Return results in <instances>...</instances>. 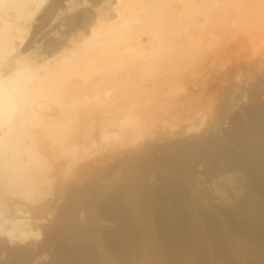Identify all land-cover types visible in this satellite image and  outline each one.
Returning a JSON list of instances; mask_svg holds the SVG:
<instances>
[{
  "label": "bare ground",
  "instance_id": "obj_1",
  "mask_svg": "<svg viewBox=\"0 0 264 264\" xmlns=\"http://www.w3.org/2000/svg\"><path fill=\"white\" fill-rule=\"evenodd\" d=\"M65 1L54 0L45 16L48 20L72 13L62 21L68 27L63 38L54 35L38 52L29 47L31 40L26 52L10 58L47 0H0V254L8 255L0 264H23L26 257L31 264H264V104L248 111L249 126L235 121L241 139L229 137L223 144L209 136L202 145L177 140L156 168L149 166L156 160L152 157L154 162L144 163L141 172L131 169L137 164L120 163L118 175L124 183L113 185L106 172L111 180H105H113L116 192L104 202L102 197L99 201L103 186L92 181L85 182L88 189L80 186L93 171V181L95 176L103 181L105 170L97 168L101 160L79 171L72 182L75 193L61 183L67 168L81 161L87 149L96 148L99 139L118 138L119 148L129 147L140 131L152 127L155 116L145 114L146 108L136 110L139 101H131L179 85L197 56L214 48L215 31H222L233 2L238 14L247 1L260 6L246 18L240 12V19H246L250 39L258 40L252 44L263 45V23H258L264 22V0ZM87 2L92 4L85 7ZM79 4L92 8L77 12ZM226 35L219 43L224 44ZM221 48L216 49L221 55L233 50ZM51 60L59 64L49 67ZM208 85L211 95L214 89ZM257 89L258 96L264 94L262 79ZM98 128L99 136L93 134ZM155 147L142 150L144 157L151 159ZM212 151L227 162L217 173L234 175L219 184L218 192L214 188L220 196L195 189V157L201 155L208 164ZM154 169L158 184L146 179ZM51 191L56 203L43 202ZM59 201L63 206L57 208ZM104 220L118 225L107 228ZM37 234L42 241L28 240Z\"/></svg>",
  "mask_w": 264,
  "mask_h": 264
},
{
  "label": "rangeland",
  "instance_id": "obj_2",
  "mask_svg": "<svg viewBox=\"0 0 264 264\" xmlns=\"http://www.w3.org/2000/svg\"><path fill=\"white\" fill-rule=\"evenodd\" d=\"M53 1L54 0H47V2L45 3L46 5L43 7L44 9L41 8L43 10L38 11L37 15L35 14L33 20L30 22L31 24H29V26H28V32L29 33L27 32L26 39L24 40V42L19 41L16 44V46H15L16 51H14L15 53H13L14 56L10 55V58L15 57L16 54H18V53L20 54V52H22V53L26 52V49H27L26 46H29V44L32 41L35 44L32 42L29 47L32 49V51L35 49V51L38 52L39 50H42V48L44 46V44L42 42L46 43L48 40L50 41L51 39L54 38V35L57 37L56 39L63 38L62 35L64 32L67 31L68 27L65 24V22L63 23L62 21H66V19H67L66 17L67 16L69 17V15H72V13H64L62 15H59V13H57L56 15L59 17H57V16L52 17L51 16L47 20L48 16L46 15V13L49 10H51V7L53 5V3H52ZM76 1H78V0H76ZM79 1H82V0H79ZM262 2L263 1H260L259 3H262ZM67 3L68 2H66L65 4H67ZM88 4L91 5L92 3L87 2L85 7H87ZM233 4H234L235 8L238 5V3H236V2H233ZM247 4L251 8L246 6V9H243L244 12L240 11L241 15L243 14L244 16L243 15L242 16L245 18L247 17L246 13H247V15H249L252 11L253 12L255 11L254 7L257 4V2H255V5H253L254 2L252 4L251 1L250 2L247 1L246 5ZM251 4L253 5V7ZM244 5H245V3H244ZM244 5H243V7H244ZM82 6L84 7V5H82ZM82 6H81V4H79V6H77L78 9H76V11L78 10L77 12H80V11L88 10V9L92 8V6H88L89 8L84 9L85 7L82 8ZM230 7L228 8V15L229 16L227 15L228 18L226 17L227 20L225 22V25H224V27H221L222 28L221 30L225 32V35L227 33H228V36L230 35L229 37L226 35L227 39L224 36V38H225V39H223L224 44L219 43L222 41V40L220 41L219 37L220 36L223 37L224 32L219 30L220 26L219 27L217 26L219 31L218 32L215 31V34L218 35L215 38H216V40L219 39V41L217 40V42H216V40L215 41L213 40L214 43L212 42L211 45H213L214 48L211 49V46H210V50H208L211 52H208V51L205 52L206 51L205 50L203 52L205 54H201L202 53L201 52L200 53L201 55L199 54L197 56L198 61L197 60L196 61L198 63L195 61L194 66L191 69L194 72H192L190 70L192 72V74L190 73V71H186L185 74H183V75H186L187 77L182 75L181 79L184 78L182 80V82L179 85L174 86L170 90L167 88H163L162 90L157 89L156 90L157 94H155V92H153L151 94L152 96L148 99H142L141 100V98L140 99L138 98V100L133 99L131 101L132 103L130 102L131 104H135L136 101L137 102L139 101V103H137V104L140 105L139 106L140 108L137 107L138 105L134 106L136 108V110H139V109L142 110L143 108H146V109H143L145 114L147 113V114H152L153 116H155L154 117L155 122L153 123L152 127L147 128V130L145 132L140 131L139 136H137V138L134 141L130 142L131 144L129 143L130 144L129 147H127V145H126V147L122 146V148L124 149L123 150L124 153L121 152L122 148L121 147H120L121 149L119 148V145H121V142H122L120 139L112 138L108 141H103V140L99 139V141L96 142L97 143L96 148L87 149V151H85L83 153L84 155H82L81 161H78L79 163L77 162L75 164L70 165L71 167L69 166L67 168L64 175H61V177H62L61 183H63V184L65 183L64 185L67 184V187H69V190L67 192L70 191L69 193L72 194V193H75L76 189L78 190L77 186L75 187L74 184H72L74 179L77 177V174L79 173V171L81 169H83L85 167H89L88 165L91 166V165L96 164L98 160L99 161L103 160L102 162L100 161V163H98V165H97V168H99L98 170H100V171L105 170V173L101 175V177L103 176L101 178V179H103V181L100 180V177H99V179H98V177L96 178V176L94 177V181H93V179H92L93 178L92 173L94 172L93 171L91 173H88L89 175L88 174L86 175V177H85L86 180L84 179L85 181L83 180L80 183V186H82L84 189H88V187L85 185V182L87 184L92 183V182H96L101 187L103 186L104 187L103 189H105V191H103V193L99 195V201H101L103 198L102 202H104L105 200L108 199V197H111L110 195H113L116 192V191H113V188L116 185L124 183L121 181V177H120L121 175L118 173L119 170L117 168L122 163L124 164V162H128L129 167H130V164H131V167H132V165L137 164L136 166H133L131 169L132 170L134 169L136 171L135 168H137L139 170V172H141V170L143 168H145L143 166V164L147 162V165H149L150 161H153V159H156V160H154L155 162L154 161H153L154 163L151 162L152 164H150L149 166H152L154 164L152 167L156 168L157 166L155 164L160 163V162H156V161L161 160L165 156V154L171 153V151H172L171 145L178 142L177 140H179L180 142L184 141V143L188 140H192L194 142L196 140L197 145L198 144L202 145L203 142L205 141V138L210 139V137L212 138V136L214 137V139H218V141H220V143H223V144L228 143L231 137H236V138L239 137L238 139H241L242 135H241L240 129L238 128L239 126H236V124H237L236 120L239 119L241 121L240 124L243 125L244 127L249 126L250 117L248 115V111L257 107L258 105L264 104V94H261L259 96L257 95V93H258V89H257L258 81L260 79H262L264 81V71H263L264 70V62H263L264 61V46L263 45L264 44L262 45L258 42L260 44L259 45L260 47H258L257 44H256L257 47L254 46L258 40L256 41L254 39H250V37L247 35L249 27L245 22L246 19L245 18H244L245 20L240 19V17L242 18V16H240V12H239V14L237 13V11H238L237 8L235 9L232 6L233 10H234L233 11L232 9L230 10ZM256 7L258 8L260 6L256 5ZM45 16L47 18H45ZM56 18H57V21H55ZM61 18H63V19H61ZM229 18L230 19L233 18V19L230 20ZM52 19H53V21H51ZM238 22L241 23L242 26L240 24H238ZM250 22L248 21L247 23L249 24ZM255 22H257V21H255ZM255 22H253V23H255ZM261 22L263 23V25H261V28H264V22L263 21H260V23H258V24L260 25ZM232 23H234L235 25H238V28L235 27V25H233ZM251 23L249 25L253 26L254 24L251 25ZM254 26L256 28L258 27L256 25H254ZM54 28H55V30H54ZM57 29H58V31H57ZM215 29L216 28H214V30ZM232 29H234V31ZM244 29H247V30H244ZM251 29H253V27H250L249 30H251ZM29 30H31V31H29ZM59 30L63 31V32H60ZM235 31H236V33L238 31V33L235 34V37H233ZM48 32H51V34ZM220 32L223 34L219 36L218 33H220ZM56 33H58V34H56ZM58 36H59V38H58ZM49 37H51V38H49ZM230 37H231V39H230ZM227 40H229V41H227ZM230 40H231V42H230ZM251 40H253L255 43L252 44ZM224 41H226V43H228V44L226 45V43ZM20 43H23V44L21 45ZM242 44H243L244 48H243ZM17 45H18V47H17ZM40 45H42L41 46L42 48L39 47ZM223 45H225V47ZM31 46H33V47H31ZM218 46H219V48H218ZM222 46L224 48H227L229 46V49H233V50L231 52L227 53L228 55L227 54L221 55V52L218 54L219 50L217 51L216 49H220ZM223 47L221 48L222 50L224 49ZM208 49H209V47H208ZM213 50L215 51V53ZM218 55H220V56L218 57ZM198 57H200V58H198ZM201 57L203 58V60H206V61H203ZM7 58H6V61H7ZM10 58H8V59H10ZM199 60H201V61L199 62ZM6 61H5V63H7ZM53 61L51 60L49 62V63L52 62L50 65L48 64L49 67H53L52 65L55 66V65L59 64V62H57L59 60H57L55 62H53ZM56 62H57V64H55ZM201 62L205 63V64H202ZM188 73H190L191 75L188 76ZM185 78H187V79H185ZM208 84L212 85V87L214 89V90L212 89L213 92H210L211 95L208 94V91L206 89V87L209 86ZM172 89H174L176 94H174V91H172ZM170 91H172L173 93H170ZM160 92H162V93H160ZM168 94H172V95H168ZM187 95H189L188 98L186 97ZM224 95L226 97H224ZM178 98H180V100ZM149 99H151V102ZM152 100H154V102ZM146 101L148 103H146ZM155 102L158 104V106ZM155 104H156V106H154ZM224 104H225V107H224ZM54 106L56 107V105H54V104L51 105L52 108H54ZM146 106L148 107V109ZM131 107H133V106H131ZM206 110H207V112H206ZM158 114H161L163 116V118H161L162 116H160ZM177 114H180L181 117H179L180 115H177ZM189 114H190V116H189ZM132 116H134V115H132ZM158 117H160V118L158 119ZM174 117H177V118H174ZM197 117H198V119H197ZM180 118H181V120H180ZM182 118H185V119H182ZM164 121H165V124L163 123ZM166 121H168V122H166ZM235 121H236V124H235ZM161 123H162V125H161ZM133 125H134V123H133ZM95 133L99 136V134H98L99 128H98V130L96 129V132H94L93 134L95 135ZM214 134L217 136H215ZM148 144H150V146ZM117 146H118L117 149L120 150V152L118 151L119 153L115 154L113 151H114V149H116ZM152 146L153 147L158 146L159 148L158 147H157V149L153 148L152 154H150L151 152L149 153L151 155V159L149 158L150 156L144 157V155H146L144 153V151L147 148L152 147ZM160 146H162V147H160ZM162 148H164L166 150H164ZM125 149H127V150H125ZM142 150H144L143 151L144 155L142 154ZM153 150H155V151L153 152ZM158 152H159V154H158ZM211 153L212 154H210V156H212V158L209 157L210 163H208V164L206 163V161L204 159L201 158V155H197L195 157L196 160L194 161V162L197 161V163H195V173H194L195 183H196L195 189H197L200 192H204L203 194H205V195H207L205 192H209V193L218 192L219 191V184L223 180L229 181L234 177V175H232V174L230 175L229 173H226V172H223L222 174H220L219 172L217 173V169H220V172L222 170H224V167H226L227 162H226V159L224 157H221V158L218 157V155L215 154L214 151H212ZM139 154H141L140 155L141 158H140ZM136 155H137V157H136ZM152 157H153V159H152ZM135 158H140V159L136 160ZM91 162H92V164H91ZM200 162L205 163V164H202V163L200 164ZM210 164H212V165H210ZM145 166H146V164H145ZM203 166H205V167H203ZM213 166L216 168H213ZM112 167H113V169H112ZM101 168H103V169H101ZM106 168L107 169L110 168L112 170V172L110 170L106 171L107 170ZM213 169H215V170L213 171ZM116 170H117V172L115 173ZM129 170H130V168H129ZM155 170L156 169H154L153 170L154 172H151L153 174H150V175H152V176L155 175L157 177V175L159 176V172L157 170H156L157 172H155ZM106 172H110L111 173L110 175L112 176L111 179L115 180L114 182L112 180L113 185H115L114 187H113V185H112V187L110 185L112 182L110 184L109 183L107 184L106 180L108 181L109 179L106 177H109V174H106ZM93 175H95V173H93ZM116 175H117V177H116ZM214 175H217V176H214ZM152 176L148 175L146 177V179L151 180L153 182V183L151 182L152 184H155V182L157 180H158L157 182H159L158 177L156 179V177L154 176L152 179ZM154 180H155V182H154ZM116 182L118 184H114ZM108 185H109V187H108ZM83 188H79V190H81ZM214 188L216 189V192H214L215 191ZM53 190L55 191L54 188H53ZM115 190H116V188H115ZM54 194L55 193H53V191H51L48 195L45 196L43 202H46L48 200L49 201L52 200L50 202L56 203V200H55L56 198H55ZM69 196H70L69 194H68V196L65 195V197H63L61 201L63 203H65L66 200L64 198H66V197L68 198ZM218 196H220V195H218ZM63 199H64V201H63ZM215 201L219 202V204L223 203L221 201V199L216 198ZM63 203H61L59 201L57 208L58 207L60 208L61 206H63ZM57 210H59V209H57ZM57 213H58V211H56V213L53 212L52 215H49L50 216L49 220L53 219L57 215ZM104 223H105L104 224L105 227H107V228H109V227L111 228V226H112V228H114L115 226L117 227V225H118L117 222H114L115 224H113V225H115V226L111 225L112 222H109L110 224L108 223L107 225H106V223H107L106 221ZM39 235L38 234L37 235H31L30 239H28V240L31 242H34V243H39L40 241H42V239H41L42 237H41V235L40 236ZM38 240H40V241L37 242ZM7 256H8L7 253L1 252L0 261L3 260L4 258L7 259ZM24 259H23V261L25 262V260H26V262H25L26 264H27V261H28V264H31L33 262L32 260H30V261H32V262H30L29 258H27V257L25 260ZM24 262H23V264H25Z\"/></svg>",
  "mask_w": 264,
  "mask_h": 264
}]
</instances>
